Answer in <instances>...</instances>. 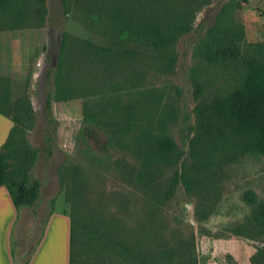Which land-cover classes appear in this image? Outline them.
<instances>
[{
    "label": "rangeland",
    "instance_id": "rangeland-1",
    "mask_svg": "<svg viewBox=\"0 0 264 264\" xmlns=\"http://www.w3.org/2000/svg\"><path fill=\"white\" fill-rule=\"evenodd\" d=\"M25 1L26 26L3 33L14 56L0 57L11 100L28 109L4 149L5 182L39 186L38 218L18 209L15 257L29 252L51 210L74 214L91 242L112 236L135 262L264 264V225L251 221L264 217V158L228 133L215 145L203 135L213 100L240 87L247 62L264 64V0H171L170 10L189 9L190 28L162 49L118 41L78 0H43L41 18ZM218 47L237 54L214 58ZM49 89L52 125L43 114ZM164 141L172 148L161 149Z\"/></svg>",
    "mask_w": 264,
    "mask_h": 264
},
{
    "label": "trees",
    "instance_id": "trees-1",
    "mask_svg": "<svg viewBox=\"0 0 264 264\" xmlns=\"http://www.w3.org/2000/svg\"><path fill=\"white\" fill-rule=\"evenodd\" d=\"M84 6L83 10L93 19H99L100 23L106 25L112 31L113 37L118 41H128L135 44L142 43L154 49H162L174 43L182 34L188 32L190 25V11L170 10L168 2L171 0H78ZM61 7H64V0H60ZM43 0H35L36 8L33 14L40 15ZM79 3V4H80ZM39 5V6H38ZM162 7V9H161ZM29 18H31L29 16ZM41 18V16H39ZM28 20V6L25 0H0V35L7 31L8 35H14L26 26ZM1 39V38H0ZM62 41L60 45L62 46ZM107 49L99 47L100 53L107 52ZM235 48H221L213 53L214 58L225 59L236 56ZM50 59H46L45 77L50 79L54 87L56 86V69L49 65ZM11 85L7 76L0 73V115L9 116L13 127L9 132L5 143L0 148V186L6 188L11 203L16 211L19 207L30 210L33 220L38 218L36 208L39 206L38 182L33 181L30 185H25V180L19 183H6L8 176V164L5 162L7 154L4 149L8 147V140L15 127L20 123V118L24 117L28 109L18 100H11ZM51 89L46 93L43 101V114L47 119V124L52 125V98ZM22 114L19 115V112ZM49 128L42 136L44 148L43 154L47 158L51 156L53 141L52 130ZM225 133L236 139L241 138L245 142L248 150L256 152L264 158V64L256 61L246 63V76L243 83L237 89L230 92L225 97H217L213 100L207 115V120L203 124V135L209 138L213 144ZM197 141V140H194ZM160 148L170 149L167 142L160 143ZM166 151V150H165ZM16 188L15 194L10 190V186ZM53 199L49 200L52 204ZM48 214L39 221L40 229L38 236L27 252L23 246L22 252L15 257L10 249L11 258L14 264H27L39 239L42 236ZM68 254L67 264H145L139 259L135 262L134 255L130 249L118 243L112 236L99 233L97 242H91V228L80 227L74 214H68ZM251 221L260 228L264 225V217L261 214H254ZM18 219V217H17ZM16 223V220H15ZM14 227V226H13ZM12 231V229H11ZM238 233V230H234ZM11 232L9 233V238ZM118 250V251H117ZM122 253V259L120 253ZM121 262V263H120ZM181 264H195L193 258L183 256ZM155 264V263H154ZM158 264V263H157Z\"/></svg>",
    "mask_w": 264,
    "mask_h": 264
},
{
    "label": "crops",
    "instance_id": "crops-1",
    "mask_svg": "<svg viewBox=\"0 0 264 264\" xmlns=\"http://www.w3.org/2000/svg\"><path fill=\"white\" fill-rule=\"evenodd\" d=\"M0 38V57H7L8 60L14 56L13 45L10 40L4 39V35H0ZM7 68V65L0 68L2 76H6ZM12 127L9 116L0 115V148ZM67 215L63 212H53L48 217L42 236L27 264H67L69 230ZM17 217L18 211L14 209L6 188L0 186V264H14L9 248V233L16 224L15 220L18 221Z\"/></svg>",
    "mask_w": 264,
    "mask_h": 264
}]
</instances>
